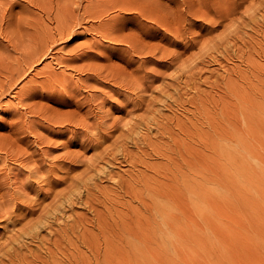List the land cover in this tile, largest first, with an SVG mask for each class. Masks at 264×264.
<instances>
[{
    "label": "rangeland",
    "instance_id": "obj_1",
    "mask_svg": "<svg viewBox=\"0 0 264 264\" xmlns=\"http://www.w3.org/2000/svg\"><path fill=\"white\" fill-rule=\"evenodd\" d=\"M124 1L105 40L63 0L83 23L0 99V264H264V0ZM37 10L0 0V53Z\"/></svg>",
    "mask_w": 264,
    "mask_h": 264
},
{
    "label": "bare ground",
    "instance_id": "obj_2",
    "mask_svg": "<svg viewBox=\"0 0 264 264\" xmlns=\"http://www.w3.org/2000/svg\"><path fill=\"white\" fill-rule=\"evenodd\" d=\"M140 1H142V0H139V2ZM142 2L139 4L142 5ZM29 3L32 5V7L35 6L39 11L43 12V15H44V13H47L50 16H52L51 14H53L54 17L52 16L51 19H50L49 15H47V16L49 17L50 21L52 20L55 23V26L53 25L54 26L53 32L43 33V32H40L39 30L38 31L34 30L35 32L30 33V30L28 28V26L30 25V22H28L26 19H22V18L16 19V17L14 18L12 16L13 13L11 14V12H9V16H12V19L14 20V24H15L16 28L13 27L14 32L13 31L9 32L7 30H4V33L6 35L3 38L7 41V42H5L7 44L10 42H11V44H13V42H14V44H17L18 46L17 47L15 46V47H16V51H18V53H17L16 57L12 58L11 54L15 51V49L13 52L11 51L12 53L10 54L9 53L10 49L7 50L8 48H7L6 44H4V47H5L4 49H6L8 51V53H5V54L0 53V99L5 93L11 92L12 91L11 89H14L19 81H22V79L24 77L23 74L25 73V71L27 69H31L32 67H34V65H36V63L45 59L44 57L49 55L51 52H52L51 55L54 53L53 52L54 44L56 43L57 40L62 39L63 37L66 38V36L70 37L73 34L72 28H73L74 23L76 25H80L81 22L83 23V21H84V18H81V17H80L81 19H78V18L76 19L77 16H75L76 14L73 11V9L70 8V6L63 5V0H42V1L41 0H29ZM22 6H23V4H22ZM27 7H29V6H27ZM25 8H26V6H25ZM139 8H138V6L133 7V9L135 11L136 10L139 11ZM142 8H143V6H142ZM83 9H84L83 14H86L85 18L87 20H90V21H95V23H96L94 25L93 24L90 25V30H92L93 32H95L96 34L101 36L102 38H105V40L106 39L111 40L112 38L110 36L113 34V30L110 27V23H108V21H107L108 16L112 12H114V13L118 12V14H119V12H125V11L127 12V11L131 10V8L126 4V2L124 0H95V2L85 6V8L83 7ZM29 11H30V9H29ZM142 14H143V12H142ZM141 17H142V15H141ZM12 19L10 21H12ZM9 23L7 25H10ZM12 26H14V25H12ZM10 28H11V26L8 27V29H10ZM30 28H31V26H30ZM6 29H7V26H6ZM2 32H0V33H2ZM13 33H15L16 36H14ZM73 36H71V37H73ZM0 44H2V42H0ZM60 58L59 59L54 58V59L57 61V64L63 66V59H62L63 57L61 59ZM24 67H26V68H24ZM47 67H49V65H47ZM51 71H53V70H51ZM27 74H28V72H27ZM48 75H49V77L50 76H52V77L51 78H45V80H41V81H43L42 84H44V83L47 84L48 81L52 80L55 77V75L53 77V74H48ZM29 83L31 85V82H29ZM28 89H29V87H28ZM20 90L16 91V93H17V94L15 93L16 97H17L18 93L20 92ZM27 90H25V91L28 92ZM14 91H12V92H14ZM29 91H33V90L30 89ZM22 93H24V92H21V94ZM29 93L30 92H28V94ZM32 94L33 93H31V95ZM2 99H4V98L2 97ZM243 167H244V165H243ZM244 169H246V171L249 173V169H247V168H244ZM244 169L242 168V172L246 177H248L250 174L245 173ZM237 172H239V171H237ZM218 206L220 207V210H221L219 212L227 214L229 216V219H230V215H229L228 211L230 212V214H231V220L230 221H232V224L239 225V221L237 219V217H238V202L237 201H235V200H226L225 202L220 201L218 203ZM235 227L236 226L230 227L231 233H232V230H235ZM228 229H229V227H228ZM231 235L234 236V234H231ZM230 237H232V236H230Z\"/></svg>",
    "mask_w": 264,
    "mask_h": 264
}]
</instances>
